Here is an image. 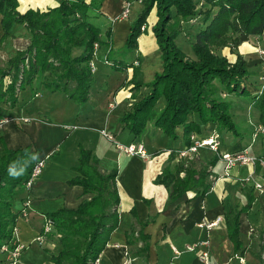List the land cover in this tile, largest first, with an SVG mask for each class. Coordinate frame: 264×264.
<instances>
[{"label":"trees","instance_id":"trees-1","mask_svg":"<svg viewBox=\"0 0 264 264\" xmlns=\"http://www.w3.org/2000/svg\"><path fill=\"white\" fill-rule=\"evenodd\" d=\"M99 0H58L44 11L16 10V0H0V26L3 35L15 23L23 24L28 33V45L17 51L7 62L0 64V99L5 98L12 106L16 92L28 85L35 90L44 87L49 91L62 92L75 102H83L88 95L91 74L88 61L92 43H110V27L102 30L97 22ZM141 8L129 25L123 48L134 49L138 35L144 31L148 14L153 11L155 20L148 30L154 38L159 58L160 71L145 84L148 90L135 100L118 117L121 129H126L131 138H138L147 123L158 128L170 138L196 137L207 122L216 125L219 133L237 135L230 112L229 94L247 93L251 82L246 61L234 49L241 37L264 35V0H141ZM173 17L185 20V26L168 28ZM183 32L191 52L187 56L175 43V37ZM264 39V36H263ZM228 47L231 57L218 52ZM28 57L26 68L20 63ZM112 61L108 62L113 66ZM113 66L115 69H123ZM20 67L22 68L20 71ZM11 80L2 86L5 75ZM140 84H133L137 89ZM254 86V85H253ZM251 93L257 120L264 123V87L257 95ZM160 106L156 108V104ZM35 157V159H33ZM217 154L205 162L189 160L174 173L164 166L154 179L168 190L173 200L185 192L203 195L210 187L209 169ZM38 158L27 147L0 148V245L13 237L14 221L20 210L12 204L27 179L33 163ZM14 169L18 175L10 174ZM77 175L69 182L79 184L92 196L75 209H59L48 214L54 230L60 235V250L50 255L53 264H92L104 247L108 235L117 225L116 205L118 196L114 183L115 171L104 173L97 168V161L85 149H80ZM182 171V176L178 172ZM251 197L239 209L224 207L223 219L227 237L235 249L240 247L237 238L238 216L249 207ZM132 221L125 231L126 245H133L131 254L140 264H147L148 236L143 227L151 220L137 221L131 210ZM73 242H70L71 239Z\"/></svg>","mask_w":264,"mask_h":264},{"label":"crops","instance_id":"crops-1","mask_svg":"<svg viewBox=\"0 0 264 264\" xmlns=\"http://www.w3.org/2000/svg\"><path fill=\"white\" fill-rule=\"evenodd\" d=\"M98 3L101 19L98 16L96 20L100 27H110V43L98 44L91 57L94 71L90 73L89 85L94 84V88H88L85 101L75 103L61 93L62 100L57 105L54 99L51 102L43 100L40 88L31 91L29 98L19 95L24 88L17 90L12 106L0 99V148L27 147L35 151L37 158L44 157V165L37 178L28 188L22 185L12 204V209L17 211L26 203V215L16 216L13 230L14 239L25 246L19 256L20 264H53L50 255L60 250V235L52 227L49 233L40 236L43 216L48 217V214L59 209H75L92 196V193L84 192L79 184L69 182L77 175L74 166L80 149L90 152L100 171L106 174L115 171L117 225L110 231L104 247L98 253V264H125L128 258L131 259L129 264H140L139 259L131 254L133 245H126L125 231L132 221L131 210L137 221L151 219L143 227V232L148 236L147 264H260L264 251V186L258 190L252 184H264V167L235 165L224 175L223 162L217 157L209 169L211 185L203 195L185 192L171 200L168 190L155 183L154 179L164 166L170 172H175L180 159L176 152L187 146L186 138L172 140L147 123L142 134L133 139L126 129H121L118 121L119 115L148 90L145 83H139V78L143 77L138 71L142 55L145 58L152 55L149 62L153 67L144 70L148 74L161 67L154 38L147 30L149 24L138 35L136 48L124 49L129 24L125 19L112 21L118 13L119 1L99 0ZM27 6L36 5L32 0L20 4L21 10ZM179 34L187 40L182 32ZM263 36L259 38L263 39ZM249 38L254 37H241L239 49L243 41L247 42ZM143 41L146 42L145 47H142ZM28 42L25 27L15 23L0 44V55L7 59L14 52L24 50ZM187 47L183 51L190 56ZM110 51L114 53L112 58L109 57ZM247 54L250 58L246 59L248 69L250 66L247 62L255 58H252L250 51ZM109 59L115 60L112 61L113 66L128 65L115 69L108 62ZM153 68L156 70L152 71ZM121 72L124 74L123 80L114 79L117 88L108 86L104 81L113 80L115 76L120 78ZM256 75L257 72H254L249 77L251 82L257 83ZM136 83L141 85L134 92L131 87ZM250 87L254 92L255 87ZM56 92L51 91L47 95L54 97ZM111 101H115L114 106L108 108L107 104ZM159 106L160 103H157L156 108ZM254 123L264 125L257 117ZM102 131L111 135L112 139L103 136ZM209 134H217L219 138L229 136L228 133H219L212 122L201 127L199 136ZM229 137L230 150L247 146L240 145L238 140L232 144L233 137ZM116 142L121 145L140 143L147 156L119 150ZM250 152L259 153L255 149ZM249 173L251 178L245 180ZM182 174V171L178 172V176ZM248 196L251 197L249 207L238 216L237 238L240 247L235 249L227 237L224 207L239 209L245 205ZM208 222L214 223L208 228L201 225ZM191 245L194 246L192 250H185V246ZM202 252H206L205 260L200 259Z\"/></svg>","mask_w":264,"mask_h":264},{"label":"rangeland","instance_id":"rangeland-1","mask_svg":"<svg viewBox=\"0 0 264 264\" xmlns=\"http://www.w3.org/2000/svg\"><path fill=\"white\" fill-rule=\"evenodd\" d=\"M22 1L25 2V0H16V4H17L16 5V10H18V12H20V13L25 12L28 9L29 10H33V11H44L48 7H52V5L54 6L57 3L58 0H32V3H34V5H36L35 7L27 6L24 9L21 10L20 4H21ZM140 8H141V4L140 3H137L135 1H133L131 3V5L129 6V14H128L127 18L125 19L129 25L135 19V17L137 15L138 11L140 10ZM99 18H100V15H99ZM154 20H155V16H154L153 11H151L148 14V16H147L145 23L146 24H151ZM180 20H181V18H179V17H173V19L170 20L167 23V27L168 28H180V26H182V25L185 26L187 24L185 22V20H183V21H180ZM18 24H20V23H18ZM10 28L8 29V31H7V33L5 35H3V32H2V34L0 36V44H1V42H3L4 38L9 33ZM100 28L102 30V34H101V38L100 39L103 40L104 39L103 30L105 29V26L103 28L102 27H100ZM185 28L186 27H183V29L181 30L182 33L184 32V30L187 29V28L186 29ZM1 30H2V28H1ZM147 30H148V28H147ZM26 32H27V30H26ZM27 35H28V33H27ZM254 38L247 39L248 40L247 42H244L243 41V43L241 44V48L240 49H239L240 46H237L234 49L235 52H238V53H240L242 55V57L244 58L245 61H246V59H250L249 56H247L248 55L247 53H249V51L251 53H253V55H251V56H252V58H255V59H253L252 62H247L248 66H250L247 69V73H248V76L249 77H252V73H254V72H257V74H259V71H260V65H259V63L257 61V52L255 50V45H254L255 42L260 47H264V39H260L259 37L258 38L256 37V39H254ZM174 40H175V43L182 50H185L186 48L188 49L187 46H189V45H187V43H186L188 41L187 40L185 41V39L181 36V34L178 33L176 35V37H175ZM246 44H250L251 46H247ZM145 45H146V42L143 41L142 47H145ZM245 46H246V48H245ZM238 50H240L241 52H239ZM19 51H21V50H19ZM16 52H14L12 55H10V57H8L7 59H3V57L0 55V64H2L4 62H7ZM218 52L221 53V54L228 55L229 57H231V54H232V53H229L230 51H229L228 47L220 48L218 50ZM113 55H114V53L112 51H110L109 57L112 58ZM151 58H152V55H148L146 58H145L144 55H142V57L140 59V66L138 68V71H139V74L141 73V75H143V77H140L139 78V81H140L139 83H141V84H143V83L147 84L153 78V74L155 73V72L154 73L152 72L151 74H148L147 72L144 71L148 67H153V64L151 62H149V60ZM26 63H28V57L25 55L24 58H23V60H22V62L20 63V65L21 66L23 65V68H26ZM253 65H255V66H253ZM21 69L22 68L20 67L19 71ZM154 70H156V68H153L152 69V71H154ZM159 71L160 70H158L156 72H159ZM123 78H124V74L122 73L121 76H120V78H117L115 76L113 78V80L112 79H106L104 81L106 82V84L108 86H114L115 87L116 84H114L115 83V80L114 79L123 80ZM10 80H11V75H7L6 74L3 77V79H2V86L4 87L5 85H7V83ZM256 80H257V83L254 82L255 84H253L254 87H256V92L253 93L254 95L259 94L261 92V90H262V88L260 87V84H259L257 75H256ZM97 82L98 81H96L95 83H97ZM102 85L104 86V84H102ZM246 86L248 88H250L249 87L250 86L249 81L246 83ZM17 87H16V89L18 90ZM89 87L91 89H93L94 88V84H93V86L90 84L88 86V88ZM117 87L118 86H116V88ZM23 88H24V90H22L19 95L20 96H24V97L27 96L29 98L28 95H29V93L31 91H33V89H31V87H29L28 85L23 86ZM39 88H40L39 91H40L41 96H42L41 98H43V100H48L49 102H51V100L54 99V104L59 105L61 103V100H62L61 99V96H62L61 93L62 92L57 91L56 93H54V97H51L50 95H47V94H51L50 93L51 91L45 89L44 87H39ZM250 89L252 90L253 88H250ZM131 90H134V92H135L137 89H132V87H131ZM251 90L249 91L250 92L249 94H247V93H236V94H229L227 96V99L230 101V104H231L230 112L232 114V119H233V122L235 124L236 130L238 131V134L237 135H231L233 137L232 144L236 140H238V142H239L240 145H242V144L243 145H247L250 142V132H251V128H252V123L255 121V119L257 117V115H256V112L257 111H256V108L253 106V101L251 99V93H252ZM134 92H132V93H134ZM3 100H5V98H3ZM73 102H75V101H73ZM111 102H114L115 103V101H111ZM6 103H7V101H6ZM132 103H131V105H132ZM228 135L230 136V134H228ZM218 136L219 135H217V141H218V144L217 145L218 146H217V150L215 152L214 151H211L207 147H200V148L197 149L196 153L193 154V156H192V158L190 160L197 159L200 162H205L207 159H209L210 157H212L213 154H218L220 151H224V150L225 151L230 150V145H231V143H230L231 140L230 139L231 138L229 136L226 138V135H223L220 138ZM188 140H189V138H188ZM262 147H264V134L258 135V137H256V139L253 142H251V144L249 146V150L250 151H253L255 149V150L260 151L262 149ZM178 151L179 150H177V152H176L177 153V156H178ZM177 166H182V167L185 166L184 165V157H180L179 162H177ZM73 241H74V239L72 238L70 242H73Z\"/></svg>","mask_w":264,"mask_h":264},{"label":"built area","instance_id":"built-area-1","mask_svg":"<svg viewBox=\"0 0 264 264\" xmlns=\"http://www.w3.org/2000/svg\"><path fill=\"white\" fill-rule=\"evenodd\" d=\"M119 1V10L118 13L112 18V21H118V20H124L127 18L129 14V6L133 1L140 3L141 0H118ZM144 24L140 26V30L144 29ZM256 39V37L254 38ZM97 43H92V54L91 57L94 55L95 49L97 48ZM255 50L257 52V61L260 65V71L259 74H257L258 81L260 84V87H264V47H260L255 42ZM134 63H137L134 61ZM88 68L90 73L94 71V64L91 58L88 61ZM108 108H112L114 106V102H109ZM6 119V118H5ZM23 121H26L27 118H21ZM103 136H105L108 139H112L111 135L101 132ZM264 134V128L260 123H254L252 124L251 132H250V142L247 144V146L227 150V151H220L217 156L219 160L223 162V173L224 175L227 174V170L235 165H251V166H260L264 167V147L259 151V153H251L248 151L249 146L251 142H253L258 135ZM217 134H209L207 136L203 137H196L194 134H190L189 136V143L187 146L181 150L178 151V156L184 157V165L187 164V162L192 158L193 154L196 153L197 149L200 147H207L211 151L217 150ZM115 146L128 154H136L141 157H146V151L144 150L143 146L140 143L137 144H129V145H121L119 143H115ZM44 165V157L38 158L32 165L29 175L27 179L24 181L23 186L25 188H28L32 182L37 178L39 175L42 167ZM251 178V173L246 176L245 180H249ZM264 186L263 183L260 182H253L252 187L255 189L260 190ZM25 205L22 206L20 209L21 215H26L25 212ZM214 222H208V223H202L201 225H204L206 228L213 225ZM53 227V222L50 217L43 216V225L40 231V236L49 233L51 228ZM14 230V228H13ZM39 238V237H38ZM24 245L20 242L16 241L14 239V236L12 239L8 242L2 243L0 245V264H20L19 262V256L21 251L24 249ZM193 245L191 246H185V250H192ZM176 254L179 252L173 250ZM206 258V252H202L200 254V259L205 260ZM241 261L242 259L239 258ZM99 258L98 255L93 259L92 264H98ZM131 261L130 258L126 259L125 264H129ZM260 264H264V251L261 253L260 256Z\"/></svg>","mask_w":264,"mask_h":264},{"label":"clouds","instance_id":"clouds-1","mask_svg":"<svg viewBox=\"0 0 264 264\" xmlns=\"http://www.w3.org/2000/svg\"><path fill=\"white\" fill-rule=\"evenodd\" d=\"M33 159H35V157H33ZM9 171H10V174H12V175H18V173H16V172L14 171V169H10Z\"/></svg>","mask_w":264,"mask_h":264}]
</instances>
